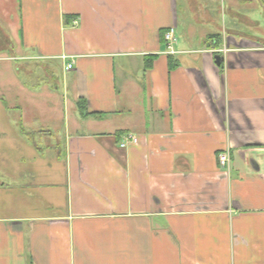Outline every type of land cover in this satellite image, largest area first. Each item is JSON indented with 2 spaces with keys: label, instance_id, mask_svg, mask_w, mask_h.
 Returning <instances> with one entry per match:
<instances>
[{
  "label": "crops",
  "instance_id": "obj_1",
  "mask_svg": "<svg viewBox=\"0 0 264 264\" xmlns=\"http://www.w3.org/2000/svg\"><path fill=\"white\" fill-rule=\"evenodd\" d=\"M13 2L0 264H264V0Z\"/></svg>",
  "mask_w": 264,
  "mask_h": 264
},
{
  "label": "rangeland",
  "instance_id": "obj_2",
  "mask_svg": "<svg viewBox=\"0 0 264 264\" xmlns=\"http://www.w3.org/2000/svg\"><path fill=\"white\" fill-rule=\"evenodd\" d=\"M16 12V5L14 4L13 0L10 4V0H0V29L7 30V25L9 24V18L10 15ZM2 56H10L9 49H6L4 51L0 50V55ZM15 62H12V65H14ZM10 64V63H9ZM37 65H31L28 68L32 69L37 77L43 78V81L46 82V85H49L50 83L55 82V77H57L58 82L57 84L60 86V89L62 88V82H61V74L60 69L58 70V67L51 66V69H54V75L55 77H47L45 76V71L43 69L42 63H36ZM14 74L11 70V68H7L4 62H0V95H3L6 98V103H2L0 101V109L2 107H5L7 105L8 107L14 106L16 104L15 99H12L10 94L15 92V84L13 81H16V78L18 80H21L25 83V85L29 89H35L37 88L34 85L35 80H31V78H26L25 76L26 69H22L21 71H18L15 73V69H13ZM59 72V74L57 73ZM16 77V78H15ZM36 78V77H35ZM31 117L29 115L24 113L23 119L21 124L17 126L11 127L9 122H7L6 125H0L3 126L4 134L3 137H0V169L3 168V165L9 169L13 164L10 163V158H16V157H29L32 154V149L29 144L30 141L24 137L22 131H25L29 125L32 124ZM2 120V118H1ZM46 123L55 125V126H61V118L59 116H53L51 117V120L48 121L46 117ZM2 130V129H1ZM0 130V131H1ZM2 132V131H1ZM62 133H60L61 135ZM7 142H11L12 145L7 144ZM34 146H41L39 143V140L36 139V142H34ZM8 159L6 164H2V159Z\"/></svg>",
  "mask_w": 264,
  "mask_h": 264
},
{
  "label": "built area",
  "instance_id": "obj_3",
  "mask_svg": "<svg viewBox=\"0 0 264 264\" xmlns=\"http://www.w3.org/2000/svg\"><path fill=\"white\" fill-rule=\"evenodd\" d=\"M73 24H76V22H73ZM174 31H175V30H173V29H169V30H168L167 32H165V34H164V40H165L166 43H167V50H168V53H169V54H172V53H173L171 47H172V44H173V42H174V35H173V34H174ZM71 67H72V65H71V64H68V65H66L65 69H66V70H69V69H71ZM125 140L129 141L130 143L135 144V143L137 142L138 139H136V137H134V136H127ZM124 146H125V144H122V145H121V147H124ZM218 160H219L220 165H221V166H224V165L227 163V161H228V156H227V154H226V153H220V154L218 155Z\"/></svg>",
  "mask_w": 264,
  "mask_h": 264
},
{
  "label": "trees",
  "instance_id": "obj_4",
  "mask_svg": "<svg viewBox=\"0 0 264 264\" xmlns=\"http://www.w3.org/2000/svg\"><path fill=\"white\" fill-rule=\"evenodd\" d=\"M151 58L152 57H150V60H151ZM76 105H77V109H78L79 113L81 114V116L84 117V118H87L88 114H87V109H86L85 102L82 101V100H78Z\"/></svg>",
  "mask_w": 264,
  "mask_h": 264
}]
</instances>
